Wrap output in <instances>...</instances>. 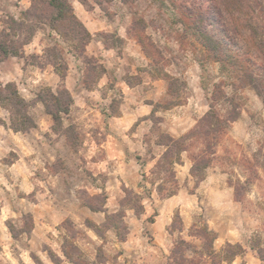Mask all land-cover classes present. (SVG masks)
I'll return each mask as SVG.
<instances>
[{
  "label": "rangeland",
  "instance_id": "374dc122",
  "mask_svg": "<svg viewBox=\"0 0 264 264\" xmlns=\"http://www.w3.org/2000/svg\"><path fill=\"white\" fill-rule=\"evenodd\" d=\"M68 1L77 20H54L49 0H0V33H16L26 55L0 61V89L15 83L36 124L14 130L0 103V264H246L249 247L260 258L264 99L210 56L168 0ZM252 3L264 25V0ZM126 83L139 86L124 94ZM218 83L240 116L213 142L211 166L193 175L206 145L192 139L174 173L160 167L163 133L194 129ZM49 87L74 99L56 127L38 96ZM137 101L152 110L109 136L110 115Z\"/></svg>",
  "mask_w": 264,
  "mask_h": 264
},
{
  "label": "trees",
  "instance_id": "16d2710c",
  "mask_svg": "<svg viewBox=\"0 0 264 264\" xmlns=\"http://www.w3.org/2000/svg\"><path fill=\"white\" fill-rule=\"evenodd\" d=\"M87 5L91 1L103 6L105 3L115 0H80ZM127 5L134 4L137 0H121ZM178 12V21L186 25L188 30L196 37L200 44L209 52L210 56L223 67H232L243 86L251 85L264 99V29L263 24L256 21V6L253 0H168ZM49 4L55 10L54 20H65L72 16L73 7L68 0H49ZM137 18V22L140 21ZM136 20V19H135ZM92 35L85 29V33ZM139 32V33H138ZM16 33H0V61L10 56L26 57L23 46H19L14 38ZM137 31L146 54L144 39ZM85 49V46L83 50ZM36 56V55H34ZM65 76V75H64ZM63 76V77H64ZM130 84V83H129ZM92 86H88L90 89ZM41 100L56 124L62 123V114H69L74 103L73 96L68 89L55 94L51 87L45 93H39ZM210 109L199 120L196 127L181 137H173L163 133L159 143L166 147L162 156L160 167L168 165L170 173H174V164L182 161V152L189 150L187 145L192 139H202L205 149L193 154V175L204 172L212 164L210 152L213 142L224 133L230 123L240 116L239 103L235 97L225 92L220 83L215 85L211 94ZM0 103L8 106L13 114L12 124L16 131L28 130L35 127V121L29 115L28 102L21 96L15 83H8L0 89ZM229 105L226 115H222L217 109L218 105ZM116 115L112 113L110 116ZM212 151V150H211ZM203 178V175L200 179ZM117 214L107 215L108 219ZM114 227L118 230L120 227ZM12 230V229H11ZM217 236L215 235V238ZM16 238V237H15ZM126 236L121 237L125 240ZM232 246V245H229ZM239 253H232L225 257L226 261H233ZM259 256L264 260V250L259 251Z\"/></svg>",
  "mask_w": 264,
  "mask_h": 264
},
{
  "label": "crops",
  "instance_id": "0c3cea01",
  "mask_svg": "<svg viewBox=\"0 0 264 264\" xmlns=\"http://www.w3.org/2000/svg\"><path fill=\"white\" fill-rule=\"evenodd\" d=\"M75 9L79 10V12L81 11L80 10L81 7H79V6H76ZM84 12H86V11H84ZM81 18L84 19L82 16H81ZM119 34L122 38H127L125 32L123 33L121 31ZM69 77H70V75H69ZM69 77L67 78L66 82L68 83V88L72 89L73 85L69 83ZM100 86H102V85H100ZM138 86L139 85L134 86L132 84L126 83L125 89L123 92H124V94H128V92L131 93L132 90H135ZM88 91H90V90H88ZM93 92H95V91L93 90ZM132 103L131 102L127 103V105L130 108L129 112H127V110L123 108L121 110L120 114L112 115L109 118V119H111L109 122L112 125L111 130L108 134L109 136H116V135L123 134V133H125V135H126L127 132H125V130H127L135 122L139 121V119H141V118L143 119L144 116L146 117L147 114L149 113V111L152 110V109H150L149 105H153V104H149L148 102L137 101L135 104H132ZM122 122L123 123L125 122V124H123ZM119 124H121V125H119ZM233 239H235V238L229 237L228 240L235 242ZM247 253H248L249 257H246V264H264V262H262V260L260 258H258L257 255L253 252L251 247H249V250ZM25 261H26V263L31 264V262L29 260H25Z\"/></svg>",
  "mask_w": 264,
  "mask_h": 264
}]
</instances>
